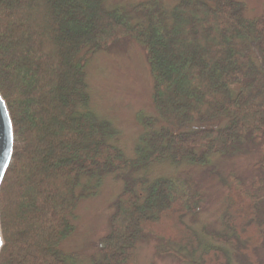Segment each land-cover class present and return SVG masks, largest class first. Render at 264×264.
Masks as SVG:
<instances>
[{"label":"trees","instance_id":"trees-1","mask_svg":"<svg viewBox=\"0 0 264 264\" xmlns=\"http://www.w3.org/2000/svg\"><path fill=\"white\" fill-rule=\"evenodd\" d=\"M125 38L144 51L156 112L139 117L152 130L130 159L113 143L117 131L90 110L84 71L95 52ZM0 94L14 137L0 185V264H75L63 248L74 211L110 174L123 188L90 264H134L137 243L148 240L157 256L187 264H261V198L239 177L222 180V230L202 235L184 220L202 207L200 193L186 180L141 173L251 150L264 173V13L246 17L239 0L165 9L150 0L131 15L102 0H0Z\"/></svg>","mask_w":264,"mask_h":264},{"label":"rangeland","instance_id":"rangeland-1","mask_svg":"<svg viewBox=\"0 0 264 264\" xmlns=\"http://www.w3.org/2000/svg\"><path fill=\"white\" fill-rule=\"evenodd\" d=\"M146 1L150 0H102V5L107 10L131 15L134 5ZM157 1L165 9L172 7L178 0ZM239 1L244 3L245 16L248 18L264 13V0ZM84 71L90 110L98 119L112 125L117 131L113 143L126 159L133 158L136 147L141 144V137L152 130H148L139 117L156 118L152 100L153 78L142 47L132 39H122L108 49L95 52ZM160 126L164 124L158 123L156 128ZM259 158V154L251 150L228 157L213 156L203 166L186 162L175 165L163 161L151 164L141 175L149 179L176 177L188 181L191 188L200 193L202 207L196 214L185 217V222L199 234L203 227L221 231L220 217L228 192L222 180L228 175L239 177L247 192L261 198L260 205L264 213V173L254 167ZM83 183L93 185L95 182L84 179ZM122 188L123 183L118 176H102L96 187L90 190L93 193L79 200L74 211L75 230L63 243L66 252L76 255L75 264H90V256L97 251L100 239L108 231L113 202ZM204 241L217 244L207 236ZM156 244L154 240L139 241L134 264H187L173 255L157 256ZM259 257L261 264H264V244L259 249Z\"/></svg>","mask_w":264,"mask_h":264},{"label":"water","instance_id":"water-1","mask_svg":"<svg viewBox=\"0 0 264 264\" xmlns=\"http://www.w3.org/2000/svg\"><path fill=\"white\" fill-rule=\"evenodd\" d=\"M13 128L4 99L0 94V185L11 162L13 153ZM2 237L0 232V248Z\"/></svg>","mask_w":264,"mask_h":264}]
</instances>
